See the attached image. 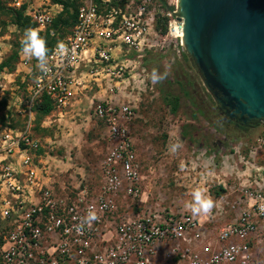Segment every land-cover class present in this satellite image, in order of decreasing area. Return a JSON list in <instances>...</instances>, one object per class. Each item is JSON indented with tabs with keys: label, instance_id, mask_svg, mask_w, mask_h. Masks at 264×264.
<instances>
[{
	"label": "built area",
	"instance_id": "obj_1",
	"mask_svg": "<svg viewBox=\"0 0 264 264\" xmlns=\"http://www.w3.org/2000/svg\"><path fill=\"white\" fill-rule=\"evenodd\" d=\"M101 1L106 5L111 0ZM22 4L12 0L14 8ZM150 6L152 0H129L106 9L86 0L78 9L77 23L62 41L68 52L57 54V43L49 54L47 73L40 72L36 60L21 51L13 73L0 71V103L6 99L0 109V116L4 115V124L0 123V264H157L161 244H176L173 253L180 256L172 264H264L252 259L247 242L257 231V221L264 220L261 189L245 190L244 208H237L241 212H235L234 221L222 229L216 245L201 246L199 252L189 250L187 239L200 228L199 219L190 213L164 216L148 205L137 149L127 128L135 108L116 104L108 93L121 92V84L133 78L131 66L140 64L129 58L130 53H140L137 59L141 57L142 62L146 53L161 50L167 41H180L183 48L176 5L166 13L164 35L149 32ZM26 13L38 31L54 19L47 9ZM2 47L0 64L7 55ZM8 77L19 83L8 87L4 82ZM92 90L104 93L101 98L93 95L89 103L105 126L108 152L96 191L67 188L56 180L62 169L57 158L49 155L52 142L34 131V107L46 96L54 107L50 114L61 118ZM46 123L47 119L42 120L40 128L46 129ZM120 202L126 206L122 208ZM90 208L98 219L80 230Z\"/></svg>",
	"mask_w": 264,
	"mask_h": 264
},
{
	"label": "rangeland",
	"instance_id": "obj_2",
	"mask_svg": "<svg viewBox=\"0 0 264 264\" xmlns=\"http://www.w3.org/2000/svg\"><path fill=\"white\" fill-rule=\"evenodd\" d=\"M3 1L12 7V0ZM22 1L28 6L32 2ZM85 1L82 0V5ZM176 2L168 0L172 7ZM33 5L35 7L31 10L44 7L54 17L61 9L49 0H34ZM149 11L150 34L163 35L157 32L156 26L158 18H166L168 10L161 6L159 0H152ZM21 37L22 34L14 26H8L4 33L0 30V44L7 49L6 57ZM179 44L180 41L175 44L167 41L161 50L146 53L142 62L141 57L137 59L140 53H130L129 58L140 65H132L133 78L128 77L121 84V92L108 93V97H112L116 104L129 103L135 108L134 117L127 128L137 149L142 190L148 196V205L152 204L164 216L168 212L178 216L182 213L192 215L185 205L191 201V192L197 187L204 189L215 201V207L209 214L193 216L200 220V228L188 235L187 239H190L189 250L199 252L201 246L216 245L222 229L234 221L235 212H241L237 208H244L246 189L251 186L264 192V121H260L256 128L245 131L235 128L233 124L223 123L200 77L190 67V60L183 61L185 51ZM141 63L144 72H141ZM153 69L160 73L167 71V78L162 82H170L171 91L180 96L177 114H171L164 106L158 85L151 80ZM175 80L189 90L196 104L204 111V116L196 113L193 117L194 107L184 97ZM4 82L10 88L19 83L18 79L13 83V77H8ZM84 95L101 98L104 93L98 94L92 90ZM73 109L74 106L61 118L56 114L43 118L47 119V131L42 136L52 142L49 155L55 156L63 168L56 180L67 188L81 186L96 191L99 187L100 166L109 147L105 126L95 118L88 100H85L80 110ZM184 128L188 130V136L192 137V143L182 136ZM173 146L176 147L175 151L172 150ZM208 148H212V151ZM219 188L224 192L216 197L215 192ZM233 205L236 208L234 210L231 209ZM119 206L124 208L126 202H120ZM257 222V231L247 242L251 248L258 244L256 251L264 252V220ZM179 245L180 242L177 243ZM181 246L185 248L182 243ZM175 247L176 244H161L160 257L154 262H177L180 254L177 251L173 253Z\"/></svg>",
	"mask_w": 264,
	"mask_h": 264
},
{
	"label": "water",
	"instance_id": "obj_3",
	"mask_svg": "<svg viewBox=\"0 0 264 264\" xmlns=\"http://www.w3.org/2000/svg\"><path fill=\"white\" fill-rule=\"evenodd\" d=\"M175 17L223 120L264 121V0H177Z\"/></svg>",
	"mask_w": 264,
	"mask_h": 264
},
{
	"label": "trees",
	"instance_id": "obj_4",
	"mask_svg": "<svg viewBox=\"0 0 264 264\" xmlns=\"http://www.w3.org/2000/svg\"><path fill=\"white\" fill-rule=\"evenodd\" d=\"M52 5L59 6L60 12L54 17L52 24L48 26L44 31H39L40 35L44 37L47 41V45L49 48V54L51 53L52 49L54 46L62 42L66 36H68L71 33L72 28L75 26L77 23V13L79 7L82 5V0H49ZM128 0H111L110 3L108 4H103L101 0H93V2L101 8H106L109 9L111 7H118L122 6L125 2ZM161 3V6L166 9V10H174V7L170 6L168 4V0H159ZM27 4H22L20 8H12L9 7L5 4L3 0H0V30L2 33L6 30L8 26H14L19 33L23 35V32L27 28H34L36 29V26L33 22H31V19L28 15H26L27 11ZM157 32L159 34H165L167 31V20L164 17H159L157 21ZM21 51V45L20 41L15 43L12 49V52L10 53L9 56H7L3 62L0 64V71L6 70L7 73H13L16 69V64L19 59V53ZM185 51V50H184ZM183 61L190 60L188 55L183 53L182 55ZM190 66L192 70L196 71V75L200 77L199 73L197 72L196 68L193 65V62L190 60ZM177 78L178 75H177ZM176 78V79H177ZM201 79V77H200ZM202 81V80H201ZM177 84L180 85L181 91L184 95V97L188 98L194 107V116L195 114H201L202 116L205 115L204 111L198 106L192 98L191 93L189 90L185 89L183 85L175 80ZM159 92L161 93L162 96V102L164 106H166L170 113L175 115L180 109V96L176 95L171 91V84L170 82H159L157 83ZM23 86V84H22ZM208 97L213 103V106L216 110L217 115L219 116L220 109L219 107L215 104L213 101L212 97L210 94H208ZM6 104V99H4L1 103L0 106L3 109ZM54 107L52 105V102L45 96L42 98L41 102L36 104L34 107V112H35V128L34 131L36 134L46 135L47 129L40 128V123L43 118L47 117L52 111ZM224 112H221L220 119L223 123H229L233 124L235 128L239 130H249V129H254L259 125L260 121L257 120H248L245 123L243 122H238L237 118H233L231 120H223ZM0 123L4 124V115L0 116ZM218 130V128H217ZM182 136L187 139L188 142L192 143L193 139L192 137L188 136V130L186 128L183 129L182 131ZM43 137V136H42ZM209 150L212 151V148H208ZM41 150H39V153ZM224 190L222 188H219V191L215 192V196L219 197Z\"/></svg>",
	"mask_w": 264,
	"mask_h": 264
},
{
	"label": "clouds",
	"instance_id": "obj_5",
	"mask_svg": "<svg viewBox=\"0 0 264 264\" xmlns=\"http://www.w3.org/2000/svg\"><path fill=\"white\" fill-rule=\"evenodd\" d=\"M21 52L28 59H35L36 67L42 73H47L49 69V48L47 41L42 37L37 29L27 28L24 30L20 39ZM68 52L67 46L63 42L57 45V54L63 56ZM167 71L160 73L158 70L153 69L151 73V80L155 83L162 82L167 78ZM173 151L176 147L173 146ZM186 208L190 210L193 216H201L209 214L215 207V201L211 195L200 187L193 189L191 192V201L188 202ZM98 219L97 213L93 208H90L86 215L82 218L79 225L80 230L84 226H91Z\"/></svg>",
	"mask_w": 264,
	"mask_h": 264
},
{
	"label": "crops",
	"instance_id": "obj_6",
	"mask_svg": "<svg viewBox=\"0 0 264 264\" xmlns=\"http://www.w3.org/2000/svg\"><path fill=\"white\" fill-rule=\"evenodd\" d=\"M33 4H34V0H32L31 5L27 7V11L26 12L30 11L31 9H33L35 7ZM42 9H44V7H42ZM51 9H54V8L51 7ZM26 15H27V13H26ZM5 51L7 52V49H5ZM88 92H90V91H87L86 93H88ZM90 99L91 98H88L87 96L84 95L81 98L80 101H78L77 103H74L73 106H74L75 111L76 110L77 111L80 110L83 107V105L85 103V100H88L89 101ZM61 169H63V168H61ZM61 171H63V170H61ZM257 247H259L258 244H254L253 247L251 248L250 255H251L252 259L259 260V261L264 260V252L256 251V248Z\"/></svg>",
	"mask_w": 264,
	"mask_h": 264
},
{
	"label": "flooded vegetation",
	"instance_id": "obj_7",
	"mask_svg": "<svg viewBox=\"0 0 264 264\" xmlns=\"http://www.w3.org/2000/svg\"><path fill=\"white\" fill-rule=\"evenodd\" d=\"M221 112H223L222 110H220ZM221 112H219V116H221Z\"/></svg>",
	"mask_w": 264,
	"mask_h": 264
}]
</instances>
